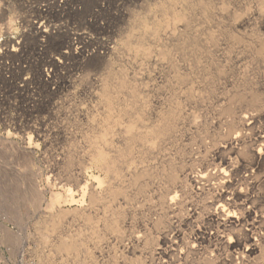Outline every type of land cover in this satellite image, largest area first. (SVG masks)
<instances>
[{"label": "bare ground", "instance_id": "1", "mask_svg": "<svg viewBox=\"0 0 264 264\" xmlns=\"http://www.w3.org/2000/svg\"><path fill=\"white\" fill-rule=\"evenodd\" d=\"M210 1L189 0L193 14L189 20L179 13L173 0L157 1V10H151L154 12L151 21L141 17L142 14L136 15L138 18L135 16V24L143 30L138 38L141 42L150 36L159 38L158 31L168 13L178 22L186 21L185 31L177 33L173 39L176 42L172 51L160 52L170 65L156 72L161 79L152 95L156 100L148 93L147 84L130 83L126 72L128 82L124 74L119 83L113 80L115 74L110 72L108 76L111 77L106 74L109 79L104 84L101 82V93L96 96V133L92 136L91 154L102 160L99 169L106 174L105 179L98 178L104 190L102 200L110 199L104 205L113 207L117 215L109 228L118 233L122 224L131 232L126 236L129 241L138 248L144 243L138 258L125 264H144L141 260L148 253L159 256V264H264V36L256 33L248 17H241L235 24L229 19H215L214 13L209 11ZM148 8L145 11H150ZM261 9L264 11L263 0ZM196 10L204 14L200 20L194 14ZM133 20L127 19L128 22ZM150 74L144 77L150 78ZM116 90L124 91L122 101L115 96ZM208 102L216 104L220 117V133L212 134V143L217 145L218 139L221 142L216 152L212 151L214 162L207 163L205 156L191 157L188 161L180 156L178 160L169 151L181 140L183 133L190 130L187 127L193 125L186 108L194 103L208 110ZM119 105L122 106L120 117L115 114ZM117 116L126 120L119 132L116 126L121 121L115 119ZM114 126L115 132L112 131ZM107 136H118L119 141H123L122 147L114 149ZM197 166L202 169L197 170ZM153 188H156L154 194L148 196ZM102 200L92 191V205ZM148 215L151 217L143 231L151 235L156 233V239L153 235L147 237L140 231H131L142 225L140 219ZM95 228L90 223L94 233ZM77 237L55 244L56 250L90 255V248L82 243L80 234ZM95 238L100 240L101 235ZM85 259H80V264H85Z\"/></svg>", "mask_w": 264, "mask_h": 264}, {"label": "rangeland", "instance_id": "2", "mask_svg": "<svg viewBox=\"0 0 264 264\" xmlns=\"http://www.w3.org/2000/svg\"><path fill=\"white\" fill-rule=\"evenodd\" d=\"M96 1L85 0L87 7H90ZM157 1L165 0H122L125 4V18L113 21L112 26H114L116 34L114 33L110 39H107L110 46L112 44V47L116 49L110 50L107 56H94L86 63L82 71H77V67L74 71H66V75L72 81L70 84L63 85L64 87L47 85L43 81L41 82L42 72L40 70L34 72L23 68L18 69L14 72V78L12 77V79L7 77L12 76L11 72H8L7 75L0 73V264H80V259L82 261L86 256L88 258L85 259V264H125L129 261L134 262L138 258V251L141 247H144V243L141 244V247L139 245L140 248H138L135 243L129 241L126 236L130 235L131 232H127L122 224V228L118 233L117 231H111L109 228V224H112L113 218H117V215H114L115 210L112 209L113 207L108 208L109 205H106L108 207L104 205L108 197L105 201L102 200L104 190L103 186L99 185L98 178L105 179L106 174L99 169L102 160L96 159L91 154L94 146L92 136L95 135L93 133H96L94 128L96 126L94 122L96 96L98 97L101 93V82L104 84L109 79L106 74L107 76L110 72V74H115L113 80H116V83H119L121 78L124 77L127 81L129 77L130 83L134 85L147 84L148 89H146L149 91L147 92L152 97L161 80L157 78L156 72L159 73V71L170 65L167 60L162 58L160 52L170 53L172 51L174 48L173 43L176 42L173 39L180 32L185 31L186 21L183 23L178 22L172 16V13H168L163 21V26L158 31V39L153 36L147 37L149 40L145 39V41L148 40L146 44L145 41L141 42L138 39L143 30L140 29L139 24H135L136 17L142 14L141 17L151 21L154 14L152 11L157 10ZM173 1H176L175 7L179 13L183 14L184 19L189 20L193 15L191 5L188 4L189 0H187V3L186 0ZM214 1H210L212 4L209 11L212 14L214 13L213 17H216L215 19H229L235 24L241 17H248L252 21L251 24H253L254 30L257 31L256 33L264 36L262 0H225L226 3L224 0ZM143 4L146 5L142 6ZM26 5V0H0V38H3L6 33L12 32L13 37L19 41L26 33V29H28L25 22ZM146 6L149 7L150 11L152 10V14L150 11H145V9L147 10V8H144ZM199 13L201 12L197 10L194 12L200 20L201 16L204 17V14ZM129 18L134 20L128 22L130 21ZM50 20L54 24L61 23L57 17ZM134 25L136 26L134 27ZM126 27L128 28L126 29ZM137 32L138 34H136ZM121 34L124 36L122 39ZM133 35L136 37V41L134 37L132 38ZM130 41L134 42H131L134 44V48ZM29 45L31 56L35 52L37 42L30 39ZM162 45L165 50H163ZM16 47H18L17 44ZM155 47L158 49L155 50ZM136 50L139 51L136 52ZM49 57L51 58V54H49ZM20 60L26 62L28 59L21 57ZM104 65H106L105 68ZM107 65H110L109 68ZM105 69L110 71L107 70V73ZM115 69H124V73L122 70L123 74L119 70V74L118 71L116 73L112 72L116 71ZM64 72L65 70L61 72V76ZM149 74L151 77L145 78ZM25 78L31 79L27 83L28 86L22 87L26 82L19 81V79L25 80ZM96 88H100V90L98 91ZM116 92L118 93H115V96L120 97L119 99L122 101L124 91L119 93L116 90ZM117 94H120V96H117ZM207 104L209 109H203L204 111L200 107H196L194 103L188 105L186 111L188 118L191 117L190 120L194 121L193 125L187 127L190 130L183 133L180 137L181 140L174 144V147L171 146L170 155L177 157V159L183 156L187 161L191 157L205 156L208 161L205 160V163L214 162L215 148L220 146L221 142L218 139L217 145L212 143V134L217 131V133H220L218 130L220 129L218 123L220 117L216 104L210 105L209 102ZM119 106H117V113H115L117 115L121 112L122 106ZM100 112L102 113L103 109ZM202 112L203 114L205 112V114L203 115ZM118 116L115 119L119 118L121 114ZM151 118L153 117L150 116V120L153 121L154 119ZM119 119L121 123L118 122L117 126L115 125L118 129L114 126L112 131L114 129H117L116 132L122 130L121 124L126 120L124 118ZM202 119L205 121L202 122ZM8 123L11 129L6 126ZM107 138L114 145V149L122 147L123 141H119L118 136H107ZM99 143H102L105 148H109L103 141ZM153 163L151 162V165H154ZM203 165L205 166V164ZM196 168L197 170L202 169L201 166ZM78 174H81V176ZM79 179H81V182ZM153 189L148 192V196L154 194L156 188ZM92 191H96L97 196L102 200L97 202L96 205L91 203ZM108 200L110 202V199ZM150 217L149 215L142 217L140 219L142 225H137L136 230L131 231H140L144 235L147 234V237L153 235L152 237L155 236L156 239V233L151 235V233L143 231L147 227V220ZM90 223H93L94 228L96 227L95 233L90 229ZM138 226L143 227L139 228ZM78 234H80L82 243L90 248L91 256L86 253L76 255L62 252L59 249L56 250L55 244H59L63 240L76 239ZM100 235L101 238H98ZM95 236L100 240L94 239ZM164 248L166 247L164 246ZM149 254L151 257H149ZM153 257L158 259L157 263V259L155 260ZM139 260L141 259L139 258ZM141 261L144 264H159L161 262L159 256H153L152 253L145 254Z\"/></svg>", "mask_w": 264, "mask_h": 264}, {"label": "built area", "instance_id": "3", "mask_svg": "<svg viewBox=\"0 0 264 264\" xmlns=\"http://www.w3.org/2000/svg\"><path fill=\"white\" fill-rule=\"evenodd\" d=\"M26 4V33L19 41L12 32L0 38V73L11 72L7 77L12 79L18 69L40 70L41 82L59 87L72 81L66 71L76 67L82 71L94 56H107L114 49L107 41L116 34L112 23L126 15L122 0H97L90 7L85 0H26ZM55 17L60 24L50 20ZM30 39L37 42L31 56ZM21 57L28 60L22 62ZM30 79H19L26 82L22 87ZM6 126L11 129L9 123Z\"/></svg>", "mask_w": 264, "mask_h": 264}]
</instances>
